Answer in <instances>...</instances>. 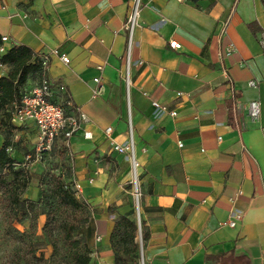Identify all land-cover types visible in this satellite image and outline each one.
<instances>
[{
  "label": "crops",
  "instance_id": "crops-1",
  "mask_svg": "<svg viewBox=\"0 0 264 264\" xmlns=\"http://www.w3.org/2000/svg\"><path fill=\"white\" fill-rule=\"evenodd\" d=\"M132 1L0 0V54L25 45L34 60L51 55L22 89L46 75L54 100L70 98L89 117L56 146L68 147V175L90 209L91 264H118L116 219L135 215L132 162L112 144L126 143L131 126L142 264H264V0H142L130 37ZM12 69L0 64V78ZM252 100L261 102L257 122ZM12 123L9 151L22 162L38 128Z\"/></svg>",
  "mask_w": 264,
  "mask_h": 264
},
{
  "label": "trees",
  "instance_id": "trees-1",
  "mask_svg": "<svg viewBox=\"0 0 264 264\" xmlns=\"http://www.w3.org/2000/svg\"><path fill=\"white\" fill-rule=\"evenodd\" d=\"M2 37L0 35V46ZM0 64H11L13 69L8 76L0 78V133L5 137V143L0 148V193L6 197L7 210L9 211L10 221L16 220L21 223L30 217L31 212L35 211L36 203L23 198V193L27 190L31 183V175L29 171L18 166L17 161L9 151L12 146L11 135L16 126L12 123L13 111L15 103H17L24 91L30 89H22L31 73H42V63L34 60V51L25 45L15 46L6 54H0ZM74 192L69 190L66 184L57 178L53 181L50 195L47 202L56 199L58 208L83 209L89 210V215L80 219L77 223L66 220L61 223L60 228L63 234L65 244L71 248L73 264H91V247L89 238L92 233L90 226V209L89 206L77 196V190ZM25 203L28 206L25 207ZM43 213L47 215V221L40 233L41 236H47L50 244L53 246V254L57 251V243L52 241L54 235V224L57 222L49 209H43ZM54 222V223H53ZM11 224V223H10ZM82 226H86L89 230L87 237L84 235L83 240L75 237V232L79 231ZM139 225L135 217L129 215H120L116 219L114 231L112 233V247L117 257L118 264H138L140 244L137 241ZM18 234L23 232L16 230ZM147 236L144 235V239ZM37 264L45 257L43 249H39L38 255H35ZM20 264V262H19Z\"/></svg>",
  "mask_w": 264,
  "mask_h": 264
},
{
  "label": "rangeland",
  "instance_id": "rangeland-1",
  "mask_svg": "<svg viewBox=\"0 0 264 264\" xmlns=\"http://www.w3.org/2000/svg\"><path fill=\"white\" fill-rule=\"evenodd\" d=\"M34 150L32 148L30 152L34 153ZM71 167L72 158L68 153V147L65 145L56 146L42 160L25 167L29 171L32 180L23 193V198L36 203V207L35 211L31 212L30 217L24 222L10 221L9 211L6 208V197L0 193V264H19V262L20 264H37L38 261L35 255H38L39 249H43L45 252L41 264H73L72 251L65 244L60 225L66 220L77 223L81 218L84 219L89 215V210L87 208L79 210L63 208L60 210L56 199L47 202L53 181L57 178H60L67 188L74 192L75 183L68 175ZM129 187L133 198L134 217L137 222H140V196L137 197L136 188L131 183ZM27 206L28 203H25V207ZM45 208L49 209L57 220L54 224L55 232L51 238L52 241L57 243V251L54 256H52L54 248L50 244V239L45 235H40L47 221V215L43 213ZM16 230L24 234H18ZM89 230L81 224V228L74 235L83 240L84 235L87 237ZM139 243V257L140 264H142L143 247L140 240Z\"/></svg>",
  "mask_w": 264,
  "mask_h": 264
},
{
  "label": "built area",
  "instance_id": "built-area-1",
  "mask_svg": "<svg viewBox=\"0 0 264 264\" xmlns=\"http://www.w3.org/2000/svg\"><path fill=\"white\" fill-rule=\"evenodd\" d=\"M179 2H185L186 0H177ZM142 11V0H133L131 10L126 21V29L132 37L139 21V17ZM8 38L3 37V41ZM264 43V39L262 40ZM170 46L173 49H181L182 44L177 40H171ZM0 50H5L4 46H0ZM53 54L59 55L58 50H54ZM50 56L46 55L41 60L42 70L46 71ZM63 61L69 62V58L66 54H60ZM126 81L129 83V70L126 71ZM100 82V78L95 79ZM258 81L256 79H250L247 81V86L252 88L258 87ZM54 91L50 79L44 75L39 84L24 91L20 100L15 103L13 111V120L19 121L21 124L32 122L38 128L37 146L34 153H29L25 156L24 160L17 163L18 166L28 167L34 162L42 160L46 153L51 152L58 142H64L68 144L70 138L76 133L81 131L89 121L87 113L79 107H76L70 98L61 99L56 101L53 99ZM157 108L167 109L166 106H161L158 102L154 103ZM172 115L176 114V111H170ZM248 113L252 121L257 122L261 117V102L259 100H252L248 103ZM112 127L107 128V132L110 133ZM88 135V133H86ZM113 149L120 154H129L132 162V177L130 183L136 188L137 197L139 193V172H138V160L135 155L133 128L130 127L129 139L126 143H119L113 141ZM182 144V143H180ZM76 188H79L77 185ZM241 217V214L236 211L233 214L229 224L235 226L237 220Z\"/></svg>",
  "mask_w": 264,
  "mask_h": 264
}]
</instances>
